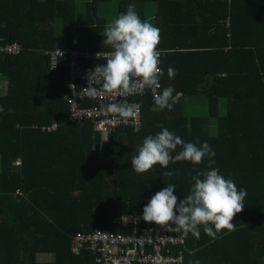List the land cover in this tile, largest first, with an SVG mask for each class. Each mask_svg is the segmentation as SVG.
I'll return each mask as SVG.
<instances>
[{"label":"trees","instance_id":"obj_1","mask_svg":"<svg viewBox=\"0 0 264 264\" xmlns=\"http://www.w3.org/2000/svg\"><path fill=\"white\" fill-rule=\"evenodd\" d=\"M111 1L90 0L85 31L78 33L76 0H0V37L23 47L19 56H0V264H96L88 251L73 253L77 236L121 232L114 219L143 215L167 184H175L179 199L189 195L194 169L208 168V157L199 165L132 169L143 140L164 128L186 143L207 142L215 152L212 167L247 190L234 231L215 239L202 227L199 239L181 232L183 264H264V0H121L118 15L132 4L160 30V92L175 89L174 107L153 112L150 94L134 97L143 109L142 128L105 136L89 120H69L66 61L54 73L47 53L61 49L56 20L63 24L61 50L110 52L103 46L109 22L99 9ZM170 66L177 73L172 79ZM197 97L207 102L204 116L185 111ZM53 123L58 127L50 131ZM165 171L174 175L162 176Z\"/></svg>","mask_w":264,"mask_h":264},{"label":"clouds","instance_id":"obj_2","mask_svg":"<svg viewBox=\"0 0 264 264\" xmlns=\"http://www.w3.org/2000/svg\"><path fill=\"white\" fill-rule=\"evenodd\" d=\"M103 46L111 51L104 53L106 63L97 64L88 70L86 87L89 94L128 96L142 93L146 88L154 92L153 112L164 109L171 111L174 107L172 86L157 92L163 75L159 68L160 30L147 21H142L135 6L130 4L125 13H121L105 26ZM100 58L101 52L96 54ZM176 70L169 67L167 75L170 79ZM71 86V85H70ZM172 101V102H170ZM139 111L138 105H130L127 101L113 102L107 105V111L121 117H132ZM13 109H8L11 113ZM4 108L0 106V113ZM184 142L179 136L162 129L155 136L148 135L131 158L132 169L137 174L148 172L159 164L167 169L170 163L189 161L194 165L209 158L208 168L194 169V181L190 194L179 199L175 184L168 186L153 195L143 208L142 219L164 228L168 232H182L185 237L191 233L200 238V228L208 236L215 239L224 230L234 231L235 216L244 210L246 189H238L232 179H226L218 168H213L215 152L207 142ZM180 146L178 154L172 155ZM162 176L171 177L172 171H165ZM191 264V262H190ZM195 264H199L198 261Z\"/></svg>","mask_w":264,"mask_h":264},{"label":"built area","instance_id":"obj_3","mask_svg":"<svg viewBox=\"0 0 264 264\" xmlns=\"http://www.w3.org/2000/svg\"><path fill=\"white\" fill-rule=\"evenodd\" d=\"M22 51L20 44L5 43L0 37V56H19ZM97 53L88 49L70 52L57 49L47 53L50 58V70L54 73H58L62 61H66L69 74V120L73 123L89 120L94 130L105 136L126 127L139 131L143 123V109L140 103H133L132 99L147 94L153 98V90L146 88L142 93L128 96L90 95L86 88L88 70L94 69L97 64L106 63L103 54L108 52H101L100 58H97ZM163 56L159 52L160 69ZM159 83L162 86L161 80ZM156 91L160 92L161 87ZM123 101L138 105L139 111L134 109V115L127 118L107 111V105L110 103ZM90 102L91 104H88ZM57 127V123H53L49 130H56ZM141 217L142 215L116 217L114 224L122 229L119 233L97 231L77 236L73 242V253L80 256L84 251H88L94 255L96 264H183V251L187 250V243L182 233L168 232L162 227L145 222Z\"/></svg>","mask_w":264,"mask_h":264},{"label":"rangeland","instance_id":"obj_4","mask_svg":"<svg viewBox=\"0 0 264 264\" xmlns=\"http://www.w3.org/2000/svg\"><path fill=\"white\" fill-rule=\"evenodd\" d=\"M121 0H112L111 2L104 3L100 5L99 9V16H102L103 18H106L108 22H112L115 18L118 17V9L119 4ZM90 0H76V6H77V32L83 33L85 31L86 27V19H87V5ZM150 9L151 13H156L157 6L156 4H149L147 8ZM149 15V12H148ZM152 19V18H151ZM153 25V23H152ZM55 27H56V39H57V46L58 48L63 49L64 47V37H63V24L61 20L55 21ZM201 100L200 97L197 98H191L187 101V111L188 115L190 116H204L207 113V102L206 100H202L203 102H199ZM201 105H199V103ZM189 106H191L189 108ZM225 101L223 100L221 102V110L222 112H225ZM211 133L215 134L217 132V125L216 120L212 119V126H211ZM45 258V257H44ZM42 257H40V260Z\"/></svg>","mask_w":264,"mask_h":264},{"label":"crops","instance_id":"obj_5","mask_svg":"<svg viewBox=\"0 0 264 264\" xmlns=\"http://www.w3.org/2000/svg\"><path fill=\"white\" fill-rule=\"evenodd\" d=\"M45 258H46L47 261H50V260L53 259V257H51V256H45Z\"/></svg>","mask_w":264,"mask_h":264}]
</instances>
